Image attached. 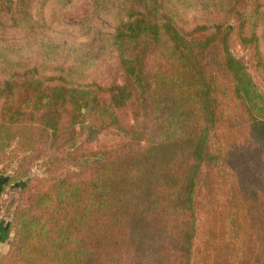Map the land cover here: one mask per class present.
Here are the masks:
<instances>
[{
  "label": "trees",
  "instance_id": "16d2710c",
  "mask_svg": "<svg viewBox=\"0 0 264 264\" xmlns=\"http://www.w3.org/2000/svg\"><path fill=\"white\" fill-rule=\"evenodd\" d=\"M74 1L0 0V31L41 35L47 5ZM91 2L113 29L79 60L115 55L123 83L82 82L80 61L1 68L0 163L19 124L37 126L52 154L15 208L14 264H196L204 213L240 238L207 239L204 264L222 249L264 264V92L230 43L236 33L264 54V0ZM111 132L117 142L92 145ZM23 175L6 177L0 198Z\"/></svg>",
  "mask_w": 264,
  "mask_h": 264
},
{
  "label": "rangeland",
  "instance_id": "374dc122",
  "mask_svg": "<svg viewBox=\"0 0 264 264\" xmlns=\"http://www.w3.org/2000/svg\"><path fill=\"white\" fill-rule=\"evenodd\" d=\"M215 15L213 16V19ZM47 24L45 32L41 35H33L20 29H7L0 31V73L2 67L6 65L7 60L21 62H43L52 69L57 66L82 65L86 68L85 75L81 77L82 82H96L102 86L111 84H121L125 80V72L117 57L113 54H106L96 59H87L84 62L80 58L78 49L84 51L96 50L95 47L100 44V37L106 32H112L114 20L111 15L100 16L93 14L91 0H75L65 8H58L48 4L43 19ZM234 29L237 24L233 21ZM88 34H96L97 41H91ZM51 37L52 40H48ZM232 52L238 58L246 63L249 72L257 85L264 92V54L257 56L254 48L243 45L234 33L231 40ZM77 49L78 52L74 50ZM98 50V49H97ZM96 50V51H97ZM95 52V51H94ZM52 74L51 71L47 72ZM78 81V79H75ZM123 121L126 124H132L133 118L130 110L123 111ZM18 133L21 137L13 142V145L7 150L3 161L0 163V175L13 177L17 168L20 172H25L20 181L6 187L0 198V214L5 218L10 226L13 221L15 208L19 202L31 195V190L22 192L24 188L33 186L36 182H30L31 178L42 176L44 167L42 163L51 159V151L47 147L49 141L41 133L37 126L19 124ZM116 133H99L93 139L92 145L114 144L118 140ZM2 155H0L1 157ZM220 208V207H219ZM222 214L206 215L204 213L203 229L201 237L197 240V263L204 264V249L206 240L209 239L225 246L229 243L239 242V236H233L231 240L227 235L229 227L225 224ZM213 232L209 238L210 232ZM14 229L10 230L8 236L13 237ZM248 244V241L245 242ZM221 246V247H222ZM257 246L261 247L258 242ZM9 251V248H8ZM0 256L1 264H14L15 260L9 252ZM257 251V250H256ZM214 259L213 264H263L261 259L247 257V253L241 254V251L234 254L228 250L220 251ZM260 255L259 251H257ZM246 255V256H245ZM260 262V263H259Z\"/></svg>",
  "mask_w": 264,
  "mask_h": 264
},
{
  "label": "crops",
  "instance_id": "0c3cea01",
  "mask_svg": "<svg viewBox=\"0 0 264 264\" xmlns=\"http://www.w3.org/2000/svg\"><path fill=\"white\" fill-rule=\"evenodd\" d=\"M5 178L6 176L0 175V192L2 190ZM9 232V223L0 214V256L7 253L8 251L10 240V237L8 236Z\"/></svg>",
  "mask_w": 264,
  "mask_h": 264
}]
</instances>
